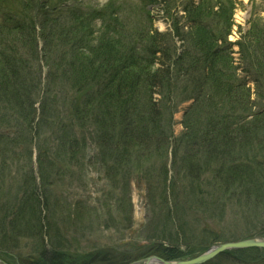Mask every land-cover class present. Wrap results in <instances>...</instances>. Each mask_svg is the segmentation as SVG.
Instances as JSON below:
<instances>
[{
	"label": "trees",
	"instance_id": "trees-1",
	"mask_svg": "<svg viewBox=\"0 0 264 264\" xmlns=\"http://www.w3.org/2000/svg\"><path fill=\"white\" fill-rule=\"evenodd\" d=\"M162 2L171 31L152 29L144 35L107 6L86 12L80 0H0V172L10 167L8 152L25 141L23 135L8 139V129L28 125L29 140L38 138L39 153L42 137L48 149L38 156L40 183L31 175L30 188H22L16 202L1 208L6 223L2 220L0 229L2 253L15 251L10 243L23 236L39 241L37 262L31 264H128L152 254L180 260L195 253L186 201L200 213L219 212L216 195L234 191L232 196L246 205L264 207V114L255 111L264 96L259 89L264 83V21H251L235 43L242 62L256 74L253 91L238 78L231 55L233 10L221 5L215 11L212 2L204 7L206 0H193L180 15L177 0ZM141 11L150 17L148 5ZM187 102L185 132L175 137L173 115ZM70 167L80 169L82 177L100 172L109 188L122 191L108 200L131 207L132 177L147 186L153 204L150 195L161 168L157 181L162 190L157 192L165 224L152 238L159 241L162 233L166 246L146 240L145 246H122L129 250L112 247L76 256L59 236L52 240L49 235L48 246L47 231L57 230L47 221L49 207L56 204H50L49 189L54 178L69 175ZM183 180L190 187L183 189ZM208 191L216 197L206 198ZM254 250L216 259L227 255L249 264L254 259L241 254Z\"/></svg>",
	"mask_w": 264,
	"mask_h": 264
},
{
	"label": "rangeland",
	"instance_id": "rangeland-1",
	"mask_svg": "<svg viewBox=\"0 0 264 264\" xmlns=\"http://www.w3.org/2000/svg\"><path fill=\"white\" fill-rule=\"evenodd\" d=\"M80 1L84 3V11L86 12L106 6L110 7L111 11L109 8L108 10L111 13H116L122 20H126L125 23L131 30L137 31L140 29L143 34L152 29L160 33H167L172 29L171 22L167 20L163 12L165 6L163 3L164 1L162 3H159L160 0H153L152 2L150 0ZM190 1L193 0H177L176 4L179 7L180 15L184 14L183 8L186 4L190 3ZM194 1L198 4L200 0ZM73 2H75V0H73ZM253 2V5H251L250 0H206L204 7H206L207 3H211L212 5H215V11L218 10L221 5H224L226 9L233 10L235 26L233 28V33L230 36V41L235 43L236 41H242L241 35L247 33L250 29L251 21L255 18L259 19L261 23L264 21V0H253ZM146 5H148L150 17L141 11ZM80 10L82 9L80 8ZM98 24H100V22H98ZM175 42L177 47L182 48V42L180 40L175 39ZM234 47L235 49H238L237 46ZM235 61L238 65V78L246 81L250 88L255 91L257 86L256 74L251 70L248 63L242 62L240 55H235ZM45 71L46 75H48L47 72H49V70ZM43 79L45 78L43 77ZM259 89L264 90L263 82ZM253 99L255 100L254 96ZM257 104L258 106L255 111L264 114V96L262 93L261 97L257 99ZM190 105L191 102L178 105V109L173 115V133L175 137L181 136L185 132L183 121L185 113ZM37 106H39V104ZM6 131V134H8L9 137L8 139H15L16 137L23 135L25 141L23 145L15 149V152H8L10 155H7V158H9L8 165L10 167L7 172L6 168L3 174L0 172V229L2 227V220L4 224H6L5 218L3 219L4 213L1 208H4V206L11 202H16V199L23 191L22 188H30L29 185L32 183L30 179L31 175H33L37 182L40 183V177L38 174V156L40 153L48 151L47 147L43 145L45 140L43 137L40 141V149L42 150L40 153L37 149L38 138L35 139L34 137L32 142H30L29 137L32 136V133L29 135L28 125L19 126L18 129L14 128V130L8 129ZM44 135L45 134L41 133L40 136ZM202 147L206 148V145ZM17 156L19 159L14 160ZM29 156H31L30 161ZM171 156L169 155L168 157L169 165L172 163V160L170 159ZM164 162L165 161L162 162L163 164L161 168L164 167ZM175 162L177 163L174 164V167L178 169L179 160L176 159ZM155 164L160 165L157 161ZM169 168L168 178L172 177L174 173L171 172V166H169ZM68 171H70L68 172V176H61L62 178L57 176L54 178V181L50 186L51 188L49 189L52 194L50 204H56L52 207L54 211L49 207L47 221H49L51 228L54 227L57 230L54 231V234L52 229L51 231H47L45 243H47L48 246L50 244L49 236L52 240H55L54 236H59L60 241H56L61 242L70 255L76 256H85L86 254L103 251V249L112 247H120V251L129 250L126 248L139 245V243L145 242L146 240L151 241L152 245L157 243L161 244L163 247L166 246V243H164L162 238V233H158L159 241L152 238L157 229L158 231L164 229L165 224L163 218L159 216L162 211L161 207L164 205L160 201L161 193L157 192V189L158 191L162 190V186H160V183L157 181L161 175L159 172L154 178V192L150 195L155 202L153 204L147 200V186L142 184L135 176L132 177L133 185H131L130 191L132 200L131 207L129 205H115L114 202L111 203L108 200L107 196L109 194L114 193L116 196L120 197L119 195L122 194V191L118 188L119 191L115 192V190L109 188L100 172L89 173L90 175H87V177H82L80 169L72 168ZM210 171L211 169L208 168L207 172L210 173ZM211 177L210 174L205 176L207 181H210ZM78 178H80V181ZM3 182L4 184H2ZM183 186V189L190 187V185L184 182V180ZM233 192L234 191L231 192V195L215 194L217 196L216 199H220L217 203L219 212L213 211L207 212L206 214L204 212L200 213V211H195L196 208L194 205L189 209L190 203L188 201L185 202L187 206L185 209L188 216L187 229L190 235H188V239L192 238L191 246L192 249L195 250V253H191L193 255L191 258H188L190 253L185 251V254L187 253V255L185 257L183 254L181 256L183 258H181L180 261H188L192 258L198 257L202 251L204 252L208 248L219 243H236L252 238L264 239V234H262L264 233V207L260 208L254 206L253 203L246 205V201L238 200V197L232 196ZM208 195L206 198L216 197L210 191H208ZM124 198H126L125 195ZM238 201H240V203H238ZM109 202L111 207L108 209L109 206L107 205ZM260 204L261 201L259 200V205ZM263 205L264 204L261 206ZM123 210L125 211L124 213H122ZM52 214L55 215L56 218L52 217ZM160 219L161 222H159ZM157 221L159 222L158 224ZM9 227L10 226L7 225V228ZM209 234H211V236H209ZM13 243H15V245L10 243L9 247L15 251H3L6 253L0 251V264H31V262H37L35 249L38 248V240L21 236L16 237ZM122 246L128 247L122 248ZM254 249L257 250L242 253V258L254 259V261L249 262V264H264V252L262 251L264 249ZM150 256H156L165 260L158 254H152ZM145 258L146 257L137 261L144 260ZM165 261H179V259ZM133 263H136V261L128 264ZM137 264L144 263L138 262ZM213 264L243 263L236 261L234 257L226 255L219 259H215Z\"/></svg>",
	"mask_w": 264,
	"mask_h": 264
},
{
	"label": "water",
	"instance_id": "water-1",
	"mask_svg": "<svg viewBox=\"0 0 264 264\" xmlns=\"http://www.w3.org/2000/svg\"><path fill=\"white\" fill-rule=\"evenodd\" d=\"M264 249V239L260 238H252L247 239L243 241H239L236 243H225L216 245L214 247H211L207 252L199 255L196 258L190 259L188 261H165L163 259H160L156 256H151L149 258H146L144 260L138 261L143 262L144 264H150V263H159V264H206L207 262L213 260L215 257L221 255L222 253L226 251H238V250H245V249ZM138 262L134 263L137 264Z\"/></svg>",
	"mask_w": 264,
	"mask_h": 264
},
{
	"label": "bare ground",
	"instance_id": "bare-ground-1",
	"mask_svg": "<svg viewBox=\"0 0 264 264\" xmlns=\"http://www.w3.org/2000/svg\"><path fill=\"white\" fill-rule=\"evenodd\" d=\"M170 156H171V154H170ZM170 159L172 160V156H171ZM157 224H158V221H157ZM145 242H146V241H145ZM145 242H141V243H139L138 246H144L142 243H145ZM220 244H222V243H219V244H217V245H220ZM223 244H225V243H223ZM200 254H203V251H202V253H200ZM221 255H222V254H221ZM221 255H219V256H221ZM219 256H217V258H218ZM209 262H211V261H209ZM209 262H207V263H209ZM207 263H206V264H207ZM150 264H157V263H150Z\"/></svg>",
	"mask_w": 264,
	"mask_h": 264
}]
</instances>
